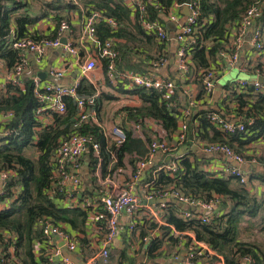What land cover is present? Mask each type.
<instances>
[{
	"label": "built area",
	"instance_id": "1",
	"mask_svg": "<svg viewBox=\"0 0 264 264\" xmlns=\"http://www.w3.org/2000/svg\"><path fill=\"white\" fill-rule=\"evenodd\" d=\"M57 1L67 7L68 12L65 10V13H69V7L79 8L83 23L82 37L85 46H88L90 51L86 52V56L80 53L81 45L77 43V38L71 29L72 20L65 19L63 14L60 16L59 25L54 26V37L42 36L37 39L32 35L16 37L11 31L10 48L18 51L19 61L9 71L7 84L22 85L21 80L28 67L25 57L27 53L34 54L36 62H40L49 50L61 48L75 58L79 81L67 86L59 85L55 81L62 78L64 72L54 70L50 72L48 81L35 83L33 96L38 103L34 113L40 124L37 128L38 132L47 126L42 123L45 115L66 114L65 98H70L75 108L70 131L58 138L57 145L50 154L51 181L46 190V196L51 200L59 198L63 207L78 208L86 212L88 218L85 228L86 238L96 237L93 236L90 227L103 215L104 228L101 238L95 243L96 252L88 257L84 264H108L111 247L123 231L127 234L128 246L131 250L136 247L138 242L145 245V250H147V245L152 239L162 238L159 227L166 225L163 213L167 205L163 201L166 199H174L176 203L185 208L179 212V216L183 219L195 218L201 224L208 223L209 215L214 213L219 200L214 199L210 202L195 200L184 196L173 186L160 184L159 181L161 173L174 178L180 159L188 153V151L182 152L184 150L182 146L188 131L184 117L189 116L190 112L178 102H180L179 98L182 104H185L186 100L189 105H194V102L190 100L184 89L179 97L174 98L175 79H171L172 76H163L161 71L163 69L170 70L173 67L172 72L178 79L194 77L189 51L199 27L197 24L199 0L182 4L175 3L169 9L165 20L173 24L179 22L180 11H187L183 24L176 29L177 32L172 37L169 36L165 23L158 19H150L147 8L151 6L154 9H159L153 0H121L124 6L130 10L132 19L137 20L136 22L143 32L153 36L159 43L166 44V47L158 53L154 52L156 58L145 74L117 69L118 40L115 37L102 39L97 33L101 23H105L103 25L109 26L111 30H116L118 26L113 19L103 17L96 10L87 12L83 8L82 0ZM262 6L263 4L259 2L250 5L244 11L241 20L231 27L228 42L230 45L226 51H220L217 57V59H222L227 67H234L238 64L239 55L245 42L258 56L259 61L264 60L260 59L264 57V42L262 33L256 24L262 14ZM61 39H65L64 44ZM170 43L175 45L172 65L168 63V45ZM104 61L105 69L103 68ZM244 69L247 71L246 68ZM252 69H254L253 75L255 76L253 80H238L233 83L235 89L227 90L223 97L233 91H236L237 94H245L247 86L252 88L253 95H264V65L260 69L255 67ZM217 74V70L209 69L200 72L206 96L212 94ZM99 75L101 78L97 77ZM82 79L93 86L95 91L92 95H84L79 92V83ZM132 89L160 92L166 106L180 114L176 132L168 137L161 122L154 118L142 117L138 113L142 101L138 94L131 93ZM104 93L109 94L113 100L100 106L98 99ZM12 117V112L0 113V138L9 134L3 125L9 122ZM208 119L212 126L225 136L246 133L248 129L245 123L252 125L254 122L251 117L244 123H241V120L231 122L216 112L211 113ZM90 129H97L104 137L107 162H104L101 146ZM128 135L145 142L146 153L143 156H138L136 153L124 155L119 164L116 150L126 142ZM196 138L191 148H199L205 155L224 156L228 160V164L224 166L221 174L232 176L241 185L249 188L251 171L242 170L239 167L251 168L258 165L256 155L238 154L226 144L203 143ZM85 161L88 162L87 165ZM232 163L239 167L233 166ZM85 167L89 172L90 189L86 188L82 177ZM10 176H13V171L0 170V196L4 193V185ZM155 200H159L160 203H154ZM7 204L5 202L3 207H6ZM191 208L202 211L203 214L195 215L190 211ZM96 209H99L101 215L95 214ZM158 213H160V218L157 216ZM123 217L128 220L125 227L122 226ZM153 222L156 228L150 229L149 223ZM39 227L42 230L44 242L40 243L42 251L36 247V254L39 253L38 256H43L46 259V264H73L66 252L73 253L77 250L82 235L72 234L64 228L63 224L55 223L47 218L39 222ZM170 228V235L178 238L181 245L170 259L160 262L152 261L150 264H170V262L196 264L195 261L198 259L207 263L206 261L211 258H216L213 264H224L223 257L217 255L205 243L197 241L192 232H178L175 228ZM140 229L147 233L141 236ZM87 231L92 235H86ZM185 244L187 249L183 246ZM182 250L185 251L184 257L180 256ZM9 252H13L12 247ZM242 264H250V258L244 257Z\"/></svg>",
	"mask_w": 264,
	"mask_h": 264
},
{
	"label": "trees",
	"instance_id": "2",
	"mask_svg": "<svg viewBox=\"0 0 264 264\" xmlns=\"http://www.w3.org/2000/svg\"><path fill=\"white\" fill-rule=\"evenodd\" d=\"M36 1L42 3L38 16H32L26 10L28 6L26 0H0V59L4 61L9 71L19 61L18 51L10 48V26L13 22V13L22 10V13L14 20V34L16 37H24L28 35L27 27L36 24L50 13H53L51 15L59 25L60 16L67 9L57 0ZM188 1L192 0H153L159 9L149 6L147 8L149 17L166 23L165 18L169 9L175 3L182 4ZM255 2L263 4L262 14L256 24L264 42V0H199L197 21L199 27L189 51L192 72H194L192 81L198 86L196 101L205 97L200 72L208 69L219 71L221 66L226 68L224 62L218 63V53L227 50L230 45L228 42L231 27L241 20L244 11ZM82 4L87 12L96 10L103 17L113 19L117 23L116 30H111L109 26L103 25L105 23H101L97 31L102 39L115 37L117 40L124 41V44L118 43L117 69L140 74L147 73L154 60L151 53H158L166 47V44L159 43L153 36L143 32L121 0H82ZM64 18L67 19L68 16L65 14ZM52 36L54 37V32L47 37ZM32 37L37 39L42 36L32 35ZM263 65L264 60H258L254 66L260 69ZM105 66L104 61V69ZM249 70L253 75L254 69L249 68ZM171 79H174L173 76ZM190 82L189 79H176L173 97H179V94L183 92V86ZM21 83V86L6 84L4 93H0V113L12 112L13 114L9 122L3 125L9 134L0 138V170L13 171V176L7 179L4 193L0 196V202L8 203V206L0 208V264H46L43 256H36V244L40 245L44 242L42 230L39 227V222L44 218L68 226L73 232L82 235L80 243L87 244L86 212L78 208L68 209L61 205L59 198L51 200L46 196V190L51 181L50 154L57 145L58 138L70 131L75 108L72 100L65 98L66 114H50L51 124L38 132L37 128L40 124L34 115L38 105L33 96L35 82L33 79L23 77ZM232 88L235 89V84L226 83L223 93ZM78 90L84 95H92L95 91L85 79L80 80ZM131 93L138 94L142 101L138 109L142 117L154 118L161 122L168 137L176 132L180 114L166 106L160 92L132 89ZM252 93V88L247 86L245 94H237L233 91L221 100L220 107L225 112H227L226 100L230 99L237 105L235 111L241 123L246 122L250 117L254 119L252 125L245 123L248 132L230 136H225L210 123L208 116L215 113L214 110L204 108L201 104L189 105L188 100L182 104L179 98L178 104L190 112L189 116L184 117L188 131L182 146L188 153L180 159L174 178L162 173L159 175L160 184L173 186L186 197L203 202L216 199L219 200V204L214 213L209 215V222L201 224L195 218L183 219L179 216L180 207L177 204L168 203L164 211L166 225L159 227L162 238L152 239L145 250V256L149 261H165L176 253L181 244L178 238L170 235V227H173L178 232H192L197 241L205 243L217 255L222 256L224 264H242L244 257L250 258V264H264V242L259 244L258 240L254 239V233L248 237L242 236L241 226L242 222L257 221L258 234L262 235L264 241V195L253 196L232 176H224L220 173L216 176L214 173L207 172L204 169L207 159L204 155H196L191 148L197 137L196 139L203 143L226 144L235 153L244 155L243 148L246 144L259 139L264 140V95ZM110 100L113 98L104 93L98 99V104L103 106ZM90 130L101 146L104 162H107L104 137L97 129ZM34 151L37 153L36 159L33 156ZM132 153L143 156L146 153V144L128 135L126 142L116 150L118 163H121L124 155ZM190 157H193L192 160ZM256 159L257 163L264 168V156L256 157ZM90 160L92 161L91 156ZM249 180L250 182L259 181L264 185V171L253 172ZM190 211L195 215L203 214L202 211ZM149 228L155 229L156 225L151 224ZM143 234L142 230L141 235ZM183 246L187 249L186 244ZM11 247L12 253L9 252ZM124 257L127 258L126 253ZM215 260L216 258H211L205 263L198 259L195 263L213 264ZM170 264L179 263L170 262Z\"/></svg>",
	"mask_w": 264,
	"mask_h": 264
},
{
	"label": "crops",
	"instance_id": "3",
	"mask_svg": "<svg viewBox=\"0 0 264 264\" xmlns=\"http://www.w3.org/2000/svg\"><path fill=\"white\" fill-rule=\"evenodd\" d=\"M26 1H27V4L30 3L29 0H26ZM66 11L68 12V10H66ZM67 12L63 13V15L66 14L67 16H69L67 19L72 20L71 29L73 30L75 38H77V43H79L81 45L79 47V49L81 50L80 53L82 55L86 56V52H89L90 48L88 46H85L84 39L82 37V24L83 23H82L81 12L79 11L78 7L73 8V9L70 8L69 13H67ZM20 13H22V10L16 11L12 15L13 22H12V25L10 26V30L13 32L15 31L14 20L16 17H18V15ZM51 14H53V13H50L47 15V17L40 19L36 24L27 27L28 35L50 36L52 34V32H54L53 31L54 26L57 25V24H55L54 16ZM186 16H187V11L182 10L179 13L180 18H179V22L177 24H173L171 22L165 23V27H166L167 32H168L170 37H172L177 32L176 29L179 28L180 25L183 24V21H184ZM118 43H120V45H121L122 43L124 44V41H122L120 39V40H118ZM174 46H175L174 43H170L168 45V55H169L168 63H169V65H170L171 59L173 60ZM25 57H26V60L28 63V67L25 71L24 78L33 79L35 83H37L36 80H39V79L40 80L38 82H40V83L48 81L50 79V72L54 71V70H62L64 72L63 77L55 81L59 85H62V86L71 85L75 81H79V79H80L78 67L75 64V58L68 55L61 48L49 50L40 62H36L35 56L32 53H27ZM136 58H139V57H136ZM260 59H264V57H262ZM217 60H218V63L224 62L220 58H218ZM258 60H259L258 56L251 51V49L248 46V43L245 42L242 49H241L240 55H239L238 64L234 67H227V65H226V68H223L222 66L220 67L218 74H217V77H216V80H215L214 89H213V92L211 95H209V96L205 95V97H203L199 101H196L197 95H198V86L195 83H193V81H192L193 77H191L189 79V80H191V82L189 84L183 86V89L189 95L190 100L194 102V105L201 104L204 108H211L215 112L219 113V115H222V117H224L228 121L239 122L240 118L235 111V108H237V105L235 103L231 102L230 99L226 100V102H225L227 112L222 111V109L220 107V102L223 99V95H224L223 87L228 82L236 83L238 80L251 81L250 76H253V75H251L252 71L249 70V68L255 67L254 65ZM172 68L170 70L163 69L161 71V74L163 76H166V77L173 76V78L176 80L178 78H176V76L174 75L175 73L172 72L173 71ZM244 68H247L246 69L247 71H245ZM233 70H236L237 73H241L243 75L244 79H235L232 81H227L223 85L219 84L221 78L224 79L227 76V74L229 73V71L231 72ZM39 74L40 75L42 74V76H41L42 79L38 77ZM8 77H9V70L5 66L4 61H2L0 59V93H4V91H5L4 87L7 84ZM97 77L101 78L100 75ZM45 116L46 117L43 118L42 123L44 125H49L50 122L52 121V117L49 114H47ZM257 141H259V140H256L254 142H250V143L246 144L245 147L243 148L244 154L256 155L257 157L264 156V151L262 152L261 150H259L257 148L258 147L257 145H253L255 142L257 143ZM193 151L198 156L204 155V157L207 159L206 165L204 166V169L209 173L216 174V176H219V173L221 174V171L224 168V166L226 164H228V160L222 155H205L201 152V150L199 148H196V149L193 148ZM182 152L186 153L185 149ZM192 158L193 157H190V160H192ZM85 163H86V165L88 164L87 161H85ZM84 166H85V164H84ZM242 169L247 170V171H251V174H252L253 172L262 171V166L260 164H258L256 166L251 167V168H242ZM82 177H83V181H84L86 188L90 189L91 181H90L89 172H88L87 167H85L83 169ZM263 186L264 185L262 183H260L259 181L253 180L251 182L249 188H246V189L253 196L261 197L264 195V187ZM5 202L6 201L0 202V208L4 206ZM176 204L178 205V207H180V210L185 209L182 205H180L178 203H176ZM96 211L97 212H95V214L101 215V212H99V209H96ZM164 211H165V209H164ZM164 211H163V213H164ZM157 216H158V218H160V213H158ZM127 223H128L127 218L123 217L122 218V226L125 227L127 225ZM151 224H154V222ZM151 224L149 223V225H151ZM63 226L68 232L75 234V232H73L68 226H66V225H63ZM103 228H104V218L102 215L100 217V219H98L96 222H94L92 224V226L90 227V230L94 234L93 236H96V237L95 238L87 237V238H85L87 240L86 245L83 243H79L77 250L75 252H73V253H67L66 252V255L72 260L73 264H84V262L88 258L85 256V252H84L85 248L90 247L94 250V252H96L95 251V247H96L95 243L97 242V240L99 238H101V233L103 232ZM142 230L143 229H140L141 234H142ZM143 231H144L143 235H145L147 232L145 230H143ZM86 235H92V234H91V232L87 231ZM143 235H141V236H143ZM36 245H37V248L40 249L39 243ZM125 253H126L127 258L124 257ZM38 254H36L37 257H39ZM145 255H146L145 245H143L142 243L138 242V244L136 245V247L133 250L130 249V247L128 246L127 234L125 233V231H123L119 235V237L114 241V243L111 247V250H110L111 260L109 259L108 264H150L151 261H149Z\"/></svg>",
	"mask_w": 264,
	"mask_h": 264
},
{
	"label": "rangeland",
	"instance_id": "4",
	"mask_svg": "<svg viewBox=\"0 0 264 264\" xmlns=\"http://www.w3.org/2000/svg\"><path fill=\"white\" fill-rule=\"evenodd\" d=\"M30 3L28 4V6L26 7V10L29 12L30 15L32 16H38L40 14V7L42 5L41 2H37L36 0H29ZM70 11V9H69ZM69 17V16H68ZM184 22V21H183ZM182 23V22H181ZM151 56L155 59L156 55L155 53H151ZM251 80L255 78V76H250ZM235 79H244L243 75L241 73H237L236 70L233 71H229V73L227 74V76L220 80L221 85L225 84L227 81H232ZM253 145H257L258 149L261 150L262 152L264 151V140L263 139H259V141H257V143L255 142ZM34 159L37 158V153L34 151L33 153ZM264 187V186H263ZM257 221L253 220V222H249L247 221L246 223L242 222L241 226H242V236H249L251 233H254V239L258 240L257 242H259V244H262L264 241L262 240V235L258 234V225L256 226ZM85 256L86 257H90L92 256L95 252L92 248L88 247L85 248ZM111 260V258H110Z\"/></svg>",
	"mask_w": 264,
	"mask_h": 264
},
{
	"label": "water",
	"instance_id": "5",
	"mask_svg": "<svg viewBox=\"0 0 264 264\" xmlns=\"http://www.w3.org/2000/svg\"><path fill=\"white\" fill-rule=\"evenodd\" d=\"M61 42L64 44V43H65V39H61ZM172 63H173V60L171 59V61H170V65H172ZM47 71H48V70H47ZM41 76H42V74H41V75L39 74L38 77L42 79ZM39 80H40V79H39ZM39 80H36V81L38 82ZM168 159H170V156H168ZM232 164H233V166H237V165L234 164V163H232ZM237 167H239V166H237ZM239 168L242 169V168H244V167H241V166H240ZM242 170H244V169H242ZM163 202H164V203H167V204H168V203L176 204V200H174V199H166V200H164ZM154 203L159 204L160 201H159V200H155ZM191 210L194 211V208H191ZM208 214H210V213H208ZM180 256H181V257H184V256H185V251H184V250H182V251L180 252Z\"/></svg>",
	"mask_w": 264,
	"mask_h": 264
}]
</instances>
